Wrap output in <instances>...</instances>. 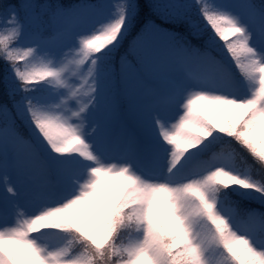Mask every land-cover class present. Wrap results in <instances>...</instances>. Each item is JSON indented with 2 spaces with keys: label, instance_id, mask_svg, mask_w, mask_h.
Here are the masks:
<instances>
[{
  "label": "snow or ice",
  "instance_id": "1",
  "mask_svg": "<svg viewBox=\"0 0 264 264\" xmlns=\"http://www.w3.org/2000/svg\"><path fill=\"white\" fill-rule=\"evenodd\" d=\"M0 61V264H264V0H0Z\"/></svg>",
  "mask_w": 264,
  "mask_h": 264
},
{
  "label": "trees",
  "instance_id": "2",
  "mask_svg": "<svg viewBox=\"0 0 264 264\" xmlns=\"http://www.w3.org/2000/svg\"><path fill=\"white\" fill-rule=\"evenodd\" d=\"M108 1H110V0H101V2H108ZM93 2H96V0H93ZM157 23L161 24L162 27H170V25L164 24V23H162L159 20L157 21ZM134 34L135 33H133V35ZM132 38H133L132 36H129L128 37V41H130ZM188 38H189V40L191 41L192 44L199 46V45H201L203 43L204 39H206V35L205 36H201V37L189 36ZM128 41H125L124 48L127 47ZM123 50L124 49L122 48L121 51H123ZM213 54L214 55H218V53H216V52H214ZM3 68H4L3 61H0V72L3 71ZM4 100H5L4 95L0 96V102H4ZM4 120H5V118L3 116H0V127H3ZM18 123H19V121H18ZM21 131H24L23 127H21ZM249 207H257V205L250 204L248 202H241V204H240V210L241 211H243L245 208H249Z\"/></svg>",
  "mask_w": 264,
  "mask_h": 264
},
{
  "label": "rangeland",
  "instance_id": "3",
  "mask_svg": "<svg viewBox=\"0 0 264 264\" xmlns=\"http://www.w3.org/2000/svg\"><path fill=\"white\" fill-rule=\"evenodd\" d=\"M108 2H110V1H108ZM2 76H3V71L0 72V78H2ZM3 95H4V90H3L2 85H0V96H3ZM115 132H116V134H120L121 133V129L119 127H117L115 129Z\"/></svg>",
  "mask_w": 264,
  "mask_h": 264
}]
</instances>
